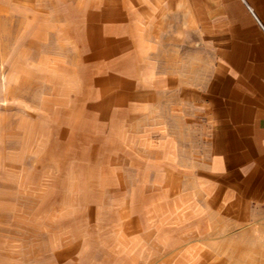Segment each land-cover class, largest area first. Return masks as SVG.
I'll return each instance as SVG.
<instances>
[{
	"label": "crops",
	"instance_id": "obj_1",
	"mask_svg": "<svg viewBox=\"0 0 264 264\" xmlns=\"http://www.w3.org/2000/svg\"><path fill=\"white\" fill-rule=\"evenodd\" d=\"M48 6L72 23L80 101L119 107L103 123L138 130L74 132L38 144L35 164H8L44 187L31 191L39 211L0 229V264H167L163 252L200 253L219 224L264 212V0Z\"/></svg>",
	"mask_w": 264,
	"mask_h": 264
},
{
	"label": "rangeland",
	"instance_id": "obj_2",
	"mask_svg": "<svg viewBox=\"0 0 264 264\" xmlns=\"http://www.w3.org/2000/svg\"><path fill=\"white\" fill-rule=\"evenodd\" d=\"M48 4L49 0H0V229L24 223L20 214L25 211H39L40 199L31 197L44 187L39 181L30 185L24 171H10L8 164H35L42 157L38 144L57 142V137L74 132L87 136L112 127L138 130L137 124L103 123L104 116L119 118V107L94 108L80 101L74 91L72 47L64 43L71 40L64 33L71 32L72 23L47 11ZM53 155L66 164L74 163L71 149L61 148ZM80 169L79 190L83 192L90 167L81 163ZM33 172L39 177V171ZM237 225L225 221L212 229L200 253L163 252L162 259L167 264L197 259L204 264H264V212Z\"/></svg>",
	"mask_w": 264,
	"mask_h": 264
}]
</instances>
